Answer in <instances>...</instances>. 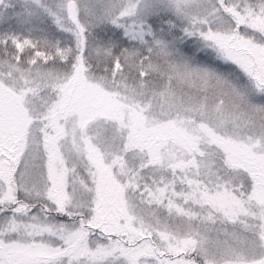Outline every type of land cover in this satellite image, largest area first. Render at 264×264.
Segmentation results:
<instances>
[{"label":"snow or ice","instance_id":"snow-or-ice-1","mask_svg":"<svg viewBox=\"0 0 264 264\" xmlns=\"http://www.w3.org/2000/svg\"><path fill=\"white\" fill-rule=\"evenodd\" d=\"M0 264H264V0H0Z\"/></svg>","mask_w":264,"mask_h":264}]
</instances>
